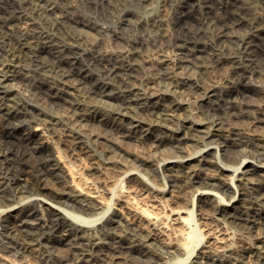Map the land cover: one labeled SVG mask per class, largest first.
I'll use <instances>...</instances> for the list:
<instances>
[{"label": "bare ground", "instance_id": "bare-ground-1", "mask_svg": "<svg viewBox=\"0 0 264 264\" xmlns=\"http://www.w3.org/2000/svg\"><path fill=\"white\" fill-rule=\"evenodd\" d=\"M151 1L0 0L5 31H0L3 264H31L29 259L39 264H264V91L254 82L255 76L264 77V0H159L146 19L126 7ZM122 6L120 22L146 24L157 36L128 40L79 12L86 7L111 14ZM35 13L53 14L57 23H75L90 35L114 31L127 45L100 50L87 45L80 33L60 37L35 23ZM140 43L152 44L163 55L166 92L131 79L141 66L134 58ZM189 65L202 79L178 75L177 68ZM218 70L225 71L231 85L209 83ZM18 79L34 88L39 101L66 105L71 116L47 113L24 99L13 85ZM85 87L93 97L119 105L118 117L129 118L130 126L104 117L106 109L98 103L83 104ZM186 88L200 94L201 112L210 125L191 112L179 125L169 123L183 107L174 96ZM90 121L124 138L148 140L155 148L170 145L151 174L170 179L179 192L192 190L193 196L169 188L166 212L158 189L115 154L96 169L97 179L76 182L70 166L59 154L46 152L45 144L56 137L70 154H78L75 147L83 149L84 138L93 136L82 128ZM186 140L203 147L182 153L180 144ZM210 153L216 159L207 158ZM32 156L40 160L32 162ZM138 156L149 162L146 155ZM219 156L242 159L232 165ZM116 173L117 185L110 189L106 179ZM231 187L234 194H228ZM159 190H166V184ZM103 191L109 192L107 198ZM120 200L125 204L119 206ZM202 206L221 214L222 221L206 217ZM226 221L261 231L249 245Z\"/></svg>", "mask_w": 264, "mask_h": 264}, {"label": "rangeland", "instance_id": "rangeland-1", "mask_svg": "<svg viewBox=\"0 0 264 264\" xmlns=\"http://www.w3.org/2000/svg\"><path fill=\"white\" fill-rule=\"evenodd\" d=\"M34 1V0H33ZM159 0H152L149 5L142 6L137 3H129L126 5V7H129L131 10H134L139 18L146 19L152 14L158 7ZM123 6L114 9L113 13H109L107 11H104L100 8H86L81 7L79 9V12L88 18L93 19L98 25L105 26L107 28H110L112 30H115L118 32L119 35L122 37L128 39V40H139L141 38H148V37H156V31L151 29L148 25L143 24L142 26H138L136 22H120L119 16L122 14ZM32 20L35 23L41 24L46 26L49 29H53V31L56 32V34L60 37H68L72 34H78L80 33L84 39V42L87 43V45H93L94 48L97 49H114L118 45L126 46L127 43H125L124 40L116 39L112 35L111 30H105L104 32H95L93 35L87 34L85 32H82L75 23H57L55 16L53 14H32L31 15ZM0 31H4L3 26L0 24ZM106 41L108 42L106 44ZM138 53L134 55V58H139L141 62L140 68L137 70L138 73L135 78H131L134 80V82L138 85H149L153 89H159L157 91H164L166 92L165 86L168 84L166 83L164 73L166 64L162 60L163 55L158 53L152 44H136ZM168 53H171L170 50H168ZM93 69L98 70L100 66L93 65ZM177 72L179 76H189L191 78H199L202 79V75L199 72V70L194 66H187L182 68H177ZM164 77V78H162ZM227 76L225 75V71L218 70L211 76V81L209 83L216 84L217 87H227L231 85L232 83L229 82V80L226 79ZM206 79V78H204ZM255 84H257V88L260 87L264 91V77L255 76ZM111 81L113 84H117L116 79L111 78ZM14 87L18 89V93L26 100L37 102L47 113L59 115V116H65L64 118L68 119L71 116V110L63 104H54L50 102L45 101H39L36 99L35 93L36 91L34 88H32L29 83H27L26 80H16L13 82ZM238 88V86L236 85ZM241 87V86H240ZM251 87V84L249 85ZM253 87V85H252ZM83 98L82 100L83 104L85 105H91L94 103H98L102 105L107 112L104 117L112 120H116L118 123H120L124 127L130 126L131 122L129 118H122L118 117V110L119 105H117L113 101H103L99 98L93 97L90 93L87 92V87L83 89ZM199 93L197 91H194L192 89L186 88L179 90L175 96L174 99L177 101H180L183 103V107L178 110L179 117H174L172 119H169V123L173 126L179 125L183 119L188 118L187 113L191 112L195 115H198L201 120H203L207 125H210L209 118L207 119L205 116H203L201 112L202 106H200V99H199ZM236 98V97H234ZM91 102H89V101ZM56 101L55 103H57ZM149 116V115H145ZM13 123H17L15 119H11ZM83 130L85 133L93 134V136H87L84 138V145L82 146L83 149H80V147H75L73 144L72 146L75 147V151L78 154H70L71 150L68 148L64 143H62L58 138L51 137L48 142H46V152L50 151L54 155H58L65 161L68 166H70L71 170L75 173V181L80 184V182H83V177L88 179H97L99 177L98 172H96V169L102 165H108V157L113 154H115L118 158L123 160L126 167L128 168H134L135 171H137L141 176H143L144 180L148 181L153 187L157 188H165L166 184V190H157V196L160 198L163 209L168 212V208L170 206L169 204V192L168 189L171 188V190H177L175 193L183 194L186 193L188 196H193L192 190H187L186 192L183 190L179 192V187H174L170 185L173 183V181H170V179L164 180V177L157 176L154 177L151 174L152 169L155 167V164L161 161L163 157L168 156L170 153V145L165 144L162 145L161 148H155L148 140H139L134 137H127L124 138L119 133L115 132L113 129H110L109 127H103L98 124L97 121H90L85 122L84 125H82ZM61 130L58 128V132ZM264 131V129H263ZM125 147L130 149L132 152H127L125 150ZM180 147L182 148V153H189V152H198L203 145L200 142H197L195 140H186L183 141L180 144ZM58 149V150H57ZM69 149V150H68ZM108 150L109 152H107ZM138 154H144L147 156V159L149 162H142L141 158L138 156ZM195 155L198 156V153ZM207 158L209 159H216L215 153L208 154ZM36 163L40 159L37 158V156H32L31 161ZM38 161H37V160ZM219 159L222 160V162L232 165H239L241 163L240 158H236V160H226L219 156ZM32 161V162H33ZM218 161V160H217ZM173 169H177L176 166H174ZM77 170V171H76ZM77 172V173H76ZM67 173V172H66ZM73 173V174H74ZM119 175L114 174L110 175L106 179V186L110 189H112L114 186L117 185ZM173 179V178H172ZM231 190L228 191L230 193L228 194H234L233 187L230 188ZM117 193V189H116ZM119 193V192H118ZM103 198H107L109 196V192L103 191L102 195ZM119 197V194H118ZM125 199V197H120ZM122 199V200H123ZM119 206L125 204L123 201H119ZM68 209L69 212L75 213L76 211L65 207ZM202 209L204 211V215L206 217L215 218L216 222L222 221L221 214H217L212 210H209V208L206 206H202ZM219 217V218H218ZM216 218L220 219L217 220ZM204 220H210L209 218ZM202 225L204 224L203 221L201 222ZM229 229L234 232V234L238 235V237L241 238V240L246 244H253V242L256 241V237L258 233H260L261 229L257 226H255L251 230H247L243 227H240L239 225H235L231 221H226ZM225 223V224H226ZM170 238H173V235H169ZM56 245V244H55ZM57 246L62 247V245L58 244ZM201 248V247H200ZM15 258L14 255H12V258ZM17 258V257H16ZM31 264H39V262L35 259H29ZM0 264H3L2 261H0Z\"/></svg>", "mask_w": 264, "mask_h": 264}]
</instances>
